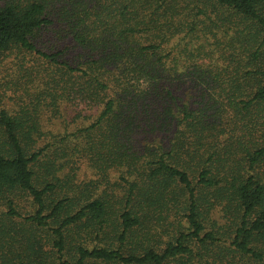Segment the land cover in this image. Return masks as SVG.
Listing matches in <instances>:
<instances>
[{"label": "trees", "instance_id": "obj_1", "mask_svg": "<svg viewBox=\"0 0 264 264\" xmlns=\"http://www.w3.org/2000/svg\"><path fill=\"white\" fill-rule=\"evenodd\" d=\"M0 264H264V0H0Z\"/></svg>", "mask_w": 264, "mask_h": 264}]
</instances>
